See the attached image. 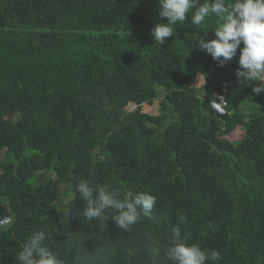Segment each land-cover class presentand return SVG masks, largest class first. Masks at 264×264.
Wrapping results in <instances>:
<instances>
[{
  "label": "trees",
  "instance_id": "obj_1",
  "mask_svg": "<svg viewBox=\"0 0 264 264\" xmlns=\"http://www.w3.org/2000/svg\"><path fill=\"white\" fill-rule=\"evenodd\" d=\"M187 15L159 47L156 0H0V264H19L35 230L65 264L68 235L85 239L88 264H149L150 241L173 227L219 264H264V93L237 79V55L219 67L196 46L218 18ZM158 98L157 115L141 112ZM81 180L149 192L152 217L129 231L107 217L102 232L82 217Z\"/></svg>",
  "mask_w": 264,
  "mask_h": 264
},
{
  "label": "clouds",
  "instance_id": "obj_2",
  "mask_svg": "<svg viewBox=\"0 0 264 264\" xmlns=\"http://www.w3.org/2000/svg\"><path fill=\"white\" fill-rule=\"evenodd\" d=\"M156 2L161 19L153 25L150 35L159 47L166 38L176 35L175 25L183 24L190 11L193 25L200 26L208 23L211 17L218 18V24H208V29L214 32V38L198 37L196 46L210 55L219 67L229 63L239 50V66L235 72L237 79L247 83L258 82L252 89L253 93H264V0ZM163 18H166V22ZM75 192L85 204L82 217L91 223L96 221L102 232L107 217H111L120 230H131L142 218L152 217L156 203L155 196L146 191H121L109 186H93L85 180L79 181ZM47 239L45 230L33 231L18 253L19 264H65L64 259L46 243ZM84 241L79 237L67 236L64 247L66 253L74 255V264H88V258L83 254L89 252L84 247ZM95 250L98 253L100 248ZM147 251L149 264H161V258L167 264H219L222 259L217 250L202 249L199 244L190 243L179 227L170 230L165 244L151 240Z\"/></svg>",
  "mask_w": 264,
  "mask_h": 264
},
{
  "label": "rangeland",
  "instance_id": "obj_3",
  "mask_svg": "<svg viewBox=\"0 0 264 264\" xmlns=\"http://www.w3.org/2000/svg\"><path fill=\"white\" fill-rule=\"evenodd\" d=\"M239 54H237V58H238ZM205 84L202 76L200 75H197L195 80H194V86L195 87H200V86H203ZM160 98L156 99L153 101L152 105H142L141 107V112L142 113H146V114H149V115H157L158 114V109L160 107ZM125 109L129 112L135 110V106L133 104H128ZM245 132L243 129L241 128H238L236 129L234 132L224 136L223 138H225L226 140L230 141V142H233V143H236L238 142L243 136H244ZM7 224L5 225H2L0 226V228L6 226Z\"/></svg>",
  "mask_w": 264,
  "mask_h": 264
},
{
  "label": "built area",
  "instance_id": "obj_4",
  "mask_svg": "<svg viewBox=\"0 0 264 264\" xmlns=\"http://www.w3.org/2000/svg\"><path fill=\"white\" fill-rule=\"evenodd\" d=\"M229 88H230L229 81H222L220 83L219 92L216 93V98L210 101L211 109L218 116H225L228 113L226 110L227 102H226L225 97H226V94L228 93ZM8 223H9L8 218L0 219V226L8 224Z\"/></svg>",
  "mask_w": 264,
  "mask_h": 264
}]
</instances>
